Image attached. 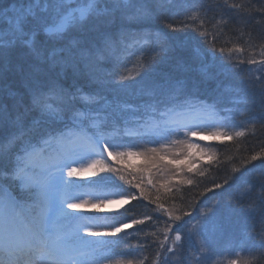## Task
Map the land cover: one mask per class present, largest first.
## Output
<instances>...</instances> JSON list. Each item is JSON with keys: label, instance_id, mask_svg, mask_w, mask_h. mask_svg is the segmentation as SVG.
Returning a JSON list of instances; mask_svg holds the SVG:
<instances>
[{"label": "snow or ice", "instance_id": "6c2138e0", "mask_svg": "<svg viewBox=\"0 0 264 264\" xmlns=\"http://www.w3.org/2000/svg\"><path fill=\"white\" fill-rule=\"evenodd\" d=\"M169 5L186 13L179 25L169 20ZM213 7L221 5L214 0H181L178 5L174 0H0V24L7 25L0 27V264H133L132 259H114L120 241L108 238L145 220L159 223L158 216H133L131 224L111 218L113 223L102 225L99 221L104 218H84L69 210L138 199L117 181L143 192L141 185L133 184L124 169L115 162L109 164L108 159L123 162L127 157L151 154L152 159L158 155L163 160L161 142L174 138L173 143H182L197 135V125L181 123L177 117L207 111L205 98L196 94L207 82H215L211 94L216 98L210 108L216 111L222 105L221 110L229 114L222 117L225 126L233 111L241 115L256 111V101L249 96L259 87V113L249 123L253 129L257 124L264 129V31L255 36L251 30L247 33L250 47L260 41V60L240 58L231 68L221 65L215 73L203 64L200 77L193 79L187 62L174 55L172 38L145 27L159 19L176 32L193 27L188 21L199 18L193 30L205 37L204 24ZM223 7L230 14L217 24L255 21L264 25V0H223ZM238 30L243 36V28ZM234 50L242 52L243 48ZM211 51H217L214 44ZM134 55L141 71L135 76L120 72ZM245 63L258 65L247 69L246 79L241 77L246 70L240 67ZM109 64L113 70L104 71ZM237 77H241L239 86L226 82ZM208 135L232 139L243 137L245 131ZM140 144L152 146L134 150ZM194 146L187 144L189 150ZM261 158L264 147L250 159ZM261 169L255 182L244 181L243 188L237 187V204L255 194L254 202L239 212L232 209L217 218L216 208H208L200 212V218L183 221V225L169 221L192 217L190 211L182 216L169 213L153 264H160L161 258L169 264L168 253L178 257L175 264H218L214 246L229 231L239 233L241 240L235 249L238 258L228 259L227 264H264V165ZM84 174L92 177L87 183L70 179ZM183 183L193 184V180ZM225 185L231 187L227 178L205 190ZM174 187L171 176L160 183L167 192ZM143 199L157 203L161 198ZM257 217L260 229L254 237ZM183 226H187V246L180 231ZM170 232L175 234L169 236ZM138 244L149 246L147 240Z\"/></svg>", "mask_w": 264, "mask_h": 264}, {"label": "trees", "instance_id": "16d2710c", "mask_svg": "<svg viewBox=\"0 0 264 264\" xmlns=\"http://www.w3.org/2000/svg\"><path fill=\"white\" fill-rule=\"evenodd\" d=\"M180 2L181 0H176L174 3L178 5ZM230 2L247 3L248 1L230 0ZM169 7L172 8V12L168 17L169 20L179 25V21L184 18L186 13L179 7H172V5H169ZM224 13L227 18L230 14V10H226ZM258 15L259 14H257V16ZM206 19L207 22L204 24V29L207 30L208 35L205 37H201L198 31L193 30V27L199 26L201 22L199 18L195 21H188V23L193 27L183 28L182 30L176 32H172L166 28L159 19L146 25L145 27H149L153 31H162L167 33V35L172 38L171 45L175 49L174 55L187 62L186 67L188 75L193 79H198L200 77L199 69L203 64L208 63V65L211 64V66H214L219 62V60H221L227 65H232L240 58L247 61L250 56H254L256 59L261 56L259 40L255 41V48L250 47L249 43H247V33L251 30L248 26L249 24H227V26L230 27L231 32H239L238 28H243L244 39L238 41L236 40L237 37L235 35H223L218 33L217 30L219 28H223L224 26V24L216 23L220 17H215L216 20L214 21H211L208 17ZM251 23L252 25L255 24L256 27L259 28L256 32L251 30L254 36L264 31V25L257 24L255 21H252ZM213 25H215V27H213ZM213 44L217 49L215 53L211 51ZM238 46L243 48L242 52H236L234 50ZM221 48L224 49L223 53L219 51ZM131 60L137 61L136 56H132ZM136 64L137 66L135 67L137 68V72H140L141 68L139 63L136 62ZM161 67L166 69L168 65H162ZM204 89L205 85L197 90L196 94L199 96L203 95ZM212 98L216 97L213 96ZM5 102L7 103L10 101L5 100ZM248 128H250L249 125ZM251 131H253L252 134H248L250 136L244 135L241 137L242 140L239 141H237L238 139H231L221 144L211 143V156L209 160L201 162L194 169L189 171V173H187L186 180H193V184L183 183L185 180H181L179 178L175 181L174 178H172V185L175 186L172 192H167L165 188H160L161 181L165 177L167 178L168 174L163 177L161 174L162 171L157 170L158 167L155 166L158 172L156 173L158 179L156 180L155 189L147 190V188H143V192H141L140 189H137L142 198L147 196L151 200L156 201V197L159 195L161 199L157 203H159L160 207L157 208V203L148 202L145 205L146 207L141 205L137 210L130 207L127 209H132L131 213L126 212V209L123 213L125 217H144L143 214L148 213L153 216H158L159 223L154 224L151 220H145L144 224H134L131 229L115 237L114 239L120 241L118 251L121 255L114 256V259H132L133 264H139V261L143 260L144 264H153V261L156 259L155 254L159 250L160 243L164 240L165 234L163 222L168 221V214L171 213L173 216H182L184 211L192 212L193 210H199L198 204L208 195H214V200L220 206H236L237 202L234 201L233 196H228V193L230 192L228 185L219 189L213 188L212 191H206L205 189L212 188L213 182L223 184L226 178L229 179L230 184H232V177L237 171L246 172V168L249 166L260 167V165L263 164L264 158L257 159V161H251L250 158L253 154L259 153L261 148L264 147V129H261L259 125H257L256 128H252ZM190 173H192L191 176H188ZM200 173H203V175ZM176 188H178L179 191H176ZM157 189H159V192H157ZM164 209H167L168 211L165 212ZM184 217L185 216H182V219H184ZM169 222L177 223V221ZM151 223L153 224L152 226ZM157 229H159V231H157ZM153 233H155V235H153ZM121 237H123V239H120ZM144 240L149 242V246H139L138 242H143ZM176 258L178 259L177 256Z\"/></svg>", "mask_w": 264, "mask_h": 264}, {"label": "rangeland", "instance_id": "374dc122", "mask_svg": "<svg viewBox=\"0 0 264 264\" xmlns=\"http://www.w3.org/2000/svg\"><path fill=\"white\" fill-rule=\"evenodd\" d=\"M256 67H258V65L254 66L252 69H255ZM254 75V74H253ZM225 115V114H224ZM227 115V114H226ZM190 119V117H189ZM195 120V119H194ZM213 125H207L205 127H203L201 130L198 131V134L195 136H191L192 138H201L203 137V139H220V138H228V136L226 135H219V136H209L208 133L212 132V131H227V133H229L231 130L229 129V127L225 128V124L223 122V120H215L213 121ZM234 128V125H233ZM200 129V127H199ZM173 138H170L168 140L167 143H171ZM189 143V141L183 145V146H179L177 148H175L172 151H168L167 150H161V153L164 155V159L163 160H159V157L157 155L156 159H152V157H148L145 158V161H139V158H137L136 156H132V157H127L125 158V160L121 163H128V164H134V162H138L137 168H134L135 170H139L137 173L131 171V176L135 179V181L139 180L142 181L144 180V176L149 180V178L146 176V174L155 166L158 167L159 171L164 172L166 175L168 174V176H171L172 178H174V180H186L187 178V173H189V168L194 169L196 164L201 163L202 161H205L208 157V150L206 149L205 145H203V143L201 141H197L195 140L193 142V144L195 145L191 150H189L187 148V144ZM201 149H203V154ZM172 153V154H168V153ZM138 159V160H137ZM108 163L114 162L112 159H108L107 161ZM118 162V161H117ZM136 162V163H137ZM161 172V174H163ZM129 173V172H128ZM130 173H129V177H130ZM174 173H178V175H173ZM149 174H151L149 172ZM192 173H190L191 176ZM156 176V173L154 174ZM167 176V177H168ZM79 179L83 180L84 182L87 183L88 180H90L92 177L88 174H84L81 176H77ZM67 178V177H66ZM166 179V177L164 178ZM85 199H88L89 197L85 196ZM92 206V204H84L81 208L82 209H90ZM100 211H105L106 210V205L102 208H99ZM221 215L220 213L217 211V218H219ZM84 218H89L87 216H81ZM86 222H88L86 220ZM91 222H96L95 220L91 221ZM236 235H239V233H235ZM240 240L241 237L239 235L238 239L236 242H232L230 243V245L228 246V248L221 254L222 257L224 258V260L227 262L228 259H232V258H236L235 255V249L238 246V244H240ZM223 244V239L218 241L217 244L215 245L216 248H218L220 245ZM218 252H216L215 254H217ZM220 257V258H222ZM216 258L218 259V254L216 255ZM219 260V259H218Z\"/></svg>", "mask_w": 264, "mask_h": 264}, {"label": "bare ground", "instance_id": "6f19581e", "mask_svg": "<svg viewBox=\"0 0 264 264\" xmlns=\"http://www.w3.org/2000/svg\"><path fill=\"white\" fill-rule=\"evenodd\" d=\"M246 1H248V0H246ZM215 17H220V18L225 17L226 18V14L224 12H222L221 10L213 7L212 10L208 13V18L211 21L212 20L214 21V20H216ZM248 26L254 32H256V30H259V28H257L255 24L252 25V23H251ZM217 31L219 34H223V35H235L237 37L236 40H238V41L244 39V35L242 36L240 31L239 32H231L230 27H228L225 24H224L223 28H219ZM228 196L231 197V193H229ZM253 202H254V200L250 198L249 199V205L252 204ZM121 204L122 203L118 202V203L114 204L113 207H118Z\"/></svg>", "mask_w": 264, "mask_h": 264}]
</instances>
